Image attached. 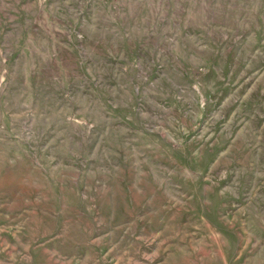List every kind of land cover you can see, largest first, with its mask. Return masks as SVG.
Listing matches in <instances>:
<instances>
[{
	"label": "rangeland",
	"instance_id": "374dc122",
	"mask_svg": "<svg viewBox=\"0 0 264 264\" xmlns=\"http://www.w3.org/2000/svg\"><path fill=\"white\" fill-rule=\"evenodd\" d=\"M0 264H264V0H0Z\"/></svg>",
	"mask_w": 264,
	"mask_h": 264
}]
</instances>
